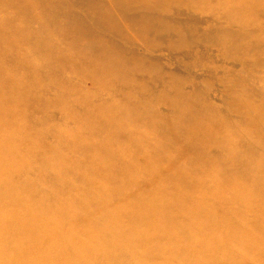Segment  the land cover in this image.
I'll list each match as a JSON object with an SVG mask.
<instances>
[{
    "label": "bare ground",
    "instance_id": "6f19581e",
    "mask_svg": "<svg viewBox=\"0 0 264 264\" xmlns=\"http://www.w3.org/2000/svg\"><path fill=\"white\" fill-rule=\"evenodd\" d=\"M211 1L0 0V264L264 256V102L253 103L249 88L230 101L254 116L259 136L235 120L224 125L203 96L208 86L186 91L154 55L196 56L192 44L213 35L224 57L264 68V0ZM193 12L224 24L197 36L177 20ZM159 104L169 121L158 118ZM36 164L39 177L25 176ZM82 183L105 191L83 192ZM39 184L60 203H46ZM250 211L254 220L236 226ZM224 230L230 245L221 244ZM106 251L114 256L101 262Z\"/></svg>",
    "mask_w": 264,
    "mask_h": 264
},
{
    "label": "rangeland",
    "instance_id": "374dc122",
    "mask_svg": "<svg viewBox=\"0 0 264 264\" xmlns=\"http://www.w3.org/2000/svg\"><path fill=\"white\" fill-rule=\"evenodd\" d=\"M211 3L215 5V8L217 6V1L212 0ZM212 13V12H209ZM217 17L216 16H208V14L200 15L199 13L193 12V13H184L179 16V19L181 22H183L186 26H194L196 29L197 36L202 35L203 38H205L209 28L211 26H222L224 24L222 19H218L219 22H216ZM152 39L159 40V38H155L154 35ZM188 36H185L181 39H188ZM179 39V40H181ZM192 40H197V38ZM177 38H173L172 41H179ZM199 41V40H198ZM218 41L215 36L210 35L207 37V41L201 43L202 45H194L192 44L193 50L197 53L196 56L193 54L188 55H182L178 53L173 54H167L163 52H156L154 55L160 57L162 60L161 68L163 72H166L164 70H167L168 72L171 71L174 74L178 75L180 78L185 79V87L186 91H191L192 88L198 86H208L206 88V92L202 90L203 96L206 97L208 102H210L217 110L222 112L224 115H226V120L224 119L223 123L226 122L224 125L227 124L228 121L235 120V123L239 125V128L246 131L250 129H253L254 135L259 136L262 130V127L257 125L254 121H252L250 118L254 117L253 115H247L243 108L239 107H231L230 108V101L235 96L236 91H240L242 88L249 92L251 99H253V103H261L264 102V68H244L240 62L235 59H230L227 57H224L220 50L217 48L218 44L216 43ZM126 46L129 47L130 44L126 43ZM132 47H135L132 45ZM138 50L141 52H144V49L139 47ZM175 52V51H172ZM262 60L264 61V56L262 57ZM187 65L189 67H187ZM209 65L212 67L210 70L206 66ZM164 67V70H163ZM232 73H237V81L231 79ZM253 76V80L248 82L246 79L248 77ZM54 78H57V75L54 76ZM246 81V82H245ZM239 82V83H237ZM236 83V84H235ZM120 84V83H119ZM245 85V86H244ZM192 87V88H191ZM151 85H147L148 91L151 90ZM160 89V88H159ZM225 94L228 95V98L225 97ZM231 96V97H230ZM233 96V97H232ZM249 99V98H247ZM194 101V100H193ZM189 107L196 108V105H194L191 101H189ZM243 106V105H241ZM254 107L253 112L262 113V111L259 110L257 105H252ZM137 107V106H136ZM244 107V106H243ZM138 108V107H137ZM54 110H49L48 113L53 115L56 118V121L59 120L58 113H54ZM156 114L158 115L159 119H163L165 121L168 120V110L167 107L164 104H159L157 108ZM264 117V116H263ZM183 134L180 135V138L184 139ZM126 142V141H125ZM128 144L127 142L125 145ZM214 154V153H213ZM262 158V157H261ZM263 159V158H262ZM129 159L127 156L122 155L120 156L119 162L122 164L129 163ZM126 162V163H125ZM137 162V163H136ZM143 159L138 157L134 165H142ZM32 165V164H31ZM44 164H41L38 166L37 164L34 166H29V168L25 171V176L30 178H38L37 174L39 173L37 169L39 167H43ZM15 185L21 186L23 184L22 179H18L16 182H14ZM58 188V187H57ZM81 189L83 192L86 191H105V188H102V185H92L91 183H82ZM37 191L41 194V196H44L46 203H60L61 199L58 197H51L47 193L49 190L47 188L44 189L43 184H39V187ZM53 196V195H52ZM213 211L217 210V207L212 208ZM85 215H88L87 212L84 211ZM254 211H250L246 213L244 216V220H242L240 223L238 221L236 222V226L247 224V222H251L254 220ZM256 217V216H255ZM71 226V225H69ZM229 231L224 230V233L221 236V244L222 245H230L231 240H229ZM237 255H243V252L234 253ZM113 254H109V251H106L101 256V262H108L113 258ZM120 264H131L130 261H124ZM222 264H227V259H223ZM235 264H264V256L261 259H252L249 258L247 260H244L240 263Z\"/></svg>",
    "mask_w": 264,
    "mask_h": 264
}]
</instances>
